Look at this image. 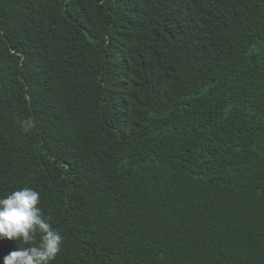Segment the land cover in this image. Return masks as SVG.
Segmentation results:
<instances>
[{
  "label": "trees",
  "instance_id": "obj_1",
  "mask_svg": "<svg viewBox=\"0 0 264 264\" xmlns=\"http://www.w3.org/2000/svg\"><path fill=\"white\" fill-rule=\"evenodd\" d=\"M22 187L50 264H264V0H0V197Z\"/></svg>",
  "mask_w": 264,
  "mask_h": 264
},
{
  "label": "clouds",
  "instance_id": "obj_2",
  "mask_svg": "<svg viewBox=\"0 0 264 264\" xmlns=\"http://www.w3.org/2000/svg\"><path fill=\"white\" fill-rule=\"evenodd\" d=\"M39 203L40 193L31 187L0 197V240L19 242L2 264H50L61 251L63 237L45 218Z\"/></svg>",
  "mask_w": 264,
  "mask_h": 264
}]
</instances>
